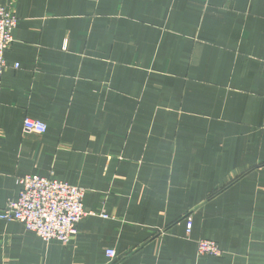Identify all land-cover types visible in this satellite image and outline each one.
<instances>
[{"label":"crops","instance_id":"1","mask_svg":"<svg viewBox=\"0 0 264 264\" xmlns=\"http://www.w3.org/2000/svg\"><path fill=\"white\" fill-rule=\"evenodd\" d=\"M0 5L18 17L0 210L39 174L109 215L84 217L68 243L0 219V264H264V0ZM28 117L46 131L27 132ZM199 239L223 255L199 256Z\"/></svg>","mask_w":264,"mask_h":264},{"label":"built area","instance_id":"2","mask_svg":"<svg viewBox=\"0 0 264 264\" xmlns=\"http://www.w3.org/2000/svg\"><path fill=\"white\" fill-rule=\"evenodd\" d=\"M18 22L17 15L9 8L0 5V82L6 68L5 52L14 41L13 31ZM19 64L15 65L18 68ZM24 129L27 132L46 131L47 126L41 120L25 118ZM21 186L15 200L9 201L0 210L3 221H18L44 241L59 240L68 243L78 233V224L86 216L109 218L108 214L87 211L84 207L85 189L56 178L39 174H25L18 178ZM193 218L186 217V232L192 233ZM110 260L116 258L113 248L106 249ZM224 251L219 244L210 239L198 240L199 256L221 257Z\"/></svg>","mask_w":264,"mask_h":264}]
</instances>
